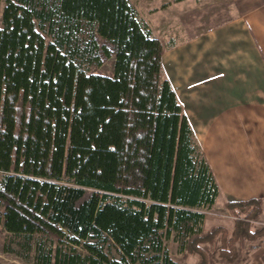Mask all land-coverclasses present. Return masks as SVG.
I'll use <instances>...</instances> for the list:
<instances>
[{"label": "trees", "instance_id": "obj_1", "mask_svg": "<svg viewBox=\"0 0 264 264\" xmlns=\"http://www.w3.org/2000/svg\"><path fill=\"white\" fill-rule=\"evenodd\" d=\"M1 1L0 220L8 231L46 232L89 253L82 259L72 247L64 264H136L147 244L161 252V232L172 230L188 234L200 264L209 261L200 244L221 236L220 255L233 262L238 238L264 235L252 230L262 199L226 203L231 239L223 226L200 228L204 214L193 208L212 206L218 185L163 76V44L130 0H7L3 9ZM112 56L113 77L87 70ZM104 241L122 261L108 260L97 247Z\"/></svg>", "mask_w": 264, "mask_h": 264}, {"label": "crops", "instance_id": "obj_2", "mask_svg": "<svg viewBox=\"0 0 264 264\" xmlns=\"http://www.w3.org/2000/svg\"><path fill=\"white\" fill-rule=\"evenodd\" d=\"M130 1L163 44V76L218 185L213 206L262 199L263 217L264 0ZM247 264H264V247Z\"/></svg>", "mask_w": 264, "mask_h": 264}, {"label": "rangeland", "instance_id": "obj_3", "mask_svg": "<svg viewBox=\"0 0 264 264\" xmlns=\"http://www.w3.org/2000/svg\"><path fill=\"white\" fill-rule=\"evenodd\" d=\"M7 0L1 1V8L5 6ZM141 1V0H139ZM146 1V0H144ZM150 7H159L162 0H151ZM169 1V0H167ZM174 1V0H171ZM40 6H54L58 3V0H36ZM38 25L40 30L51 41V35L47 31L48 24ZM175 29L180 30L181 25L175 24ZM90 26L83 25L80 30V35L85 39H89ZM102 42V38H98ZM115 57L106 59L101 65L91 64L87 67L89 72H95L98 74L113 77L115 75ZM2 173L0 172V178ZM93 193V189L88 188L86 190L85 198L89 197ZM2 210H0L1 212ZM193 211H198L204 214V220L200 224V228L203 231L210 230L218 222L225 223L223 227L228 231L229 239L232 238V226H234L235 217L222 207L208 206V207H196ZM263 211V206H262ZM262 214V213H261ZM260 214L258 220L252 222V230L260 229L264 227V216ZM236 224V222H235ZM194 230L200 229L198 226H194ZM235 230V229H234ZM163 233V249L161 252L155 251L153 246L147 244L145 249H141L138 261L136 264H164V255L168 254L171 260L179 264H200V256L193 252L186 245L188 234L185 231L178 233L175 230L171 231V234L166 236V232ZM91 242L97 243L96 239H90ZM222 240L221 236H218L215 240L208 243H201L200 246L207 252L209 261L208 264H247L250 254L254 249L264 247V235L255 240H250L245 237L238 238L234 246L237 251V257L233 262L227 261L220 255ZM75 249L81 254L82 259H85L89 253L86 249L80 246H72L68 239H58L46 232H38L34 234H15L8 231L4 226V218L0 220V264H64L59 262L64 254L73 255ZM97 247L102 249L109 261H122V253L118 246L113 241H104L97 244ZM159 256V258H155Z\"/></svg>", "mask_w": 264, "mask_h": 264}]
</instances>
